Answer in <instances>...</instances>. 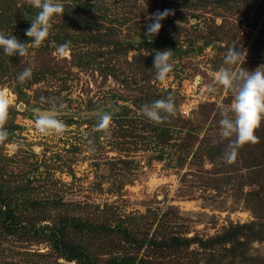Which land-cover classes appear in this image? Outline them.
<instances>
[{
	"label": "rangeland",
	"instance_id": "374dc122",
	"mask_svg": "<svg viewBox=\"0 0 264 264\" xmlns=\"http://www.w3.org/2000/svg\"><path fill=\"white\" fill-rule=\"evenodd\" d=\"M90 2L100 5L98 17L105 15L99 30L111 27L107 39L117 38L123 46L99 47L81 33L84 21L77 15L93 20L85 11ZM62 3L64 16L53 18L51 34L39 48H29L24 57L8 56L0 48V87L15 98L5 124L9 135L0 142V183L10 187L8 201L15 211L37 225L64 215L111 228L119 223L138 240L210 239L249 225L238 231L239 239H252L235 249L229 242L207 247L195 242L160 250L148 242L130 245L117 231H77L69 225L64 231L68 241L82 245L100 264L129 254L151 264H264V238L251 232L264 235V121L255 132L258 142L239 148L232 163L220 158L230 141L220 137L219 105H229L233 94L215 81L234 44L247 52L243 67L264 64V0ZM166 9L174 15L161 21L160 32L149 42V14ZM33 15L28 0H0V31L30 42L25 31ZM67 35L78 41L61 54L58 40L69 42ZM165 49L173 50L174 68L161 83L153 68L154 50ZM29 67L33 75L21 84L17 77ZM169 96L180 109L181 125L157 124L143 114L145 104ZM42 98L63 104L57 105L68 126L62 135L36 129L37 110L51 108ZM104 115L112 118L107 131L96 127ZM163 124L173 132L160 141ZM246 148L251 150L247 156ZM34 200L40 202L37 210L29 207ZM0 264L77 263L63 258L49 241L7 234L0 224Z\"/></svg>",
	"mask_w": 264,
	"mask_h": 264
},
{
	"label": "clouds",
	"instance_id": "9594fccd",
	"mask_svg": "<svg viewBox=\"0 0 264 264\" xmlns=\"http://www.w3.org/2000/svg\"><path fill=\"white\" fill-rule=\"evenodd\" d=\"M29 4L39 9L37 14L28 18L31 20V26L25 31V35L31 38L30 42L21 41L15 35L6 36L0 31V48L8 56L24 57L28 55L29 48H39L51 34L53 27V18L57 15L64 16L65 6L62 0H28ZM169 15H174V10L166 9L149 14L150 23L147 26L145 35L149 42L156 36L161 28V21ZM181 25V22H177ZM70 49V42L59 45L61 54ZM154 64L156 69V79L163 83L169 78L173 71L174 64L171 63L173 50H154ZM247 58V52L238 51L237 45L228 48L223 62L227 67H221L215 75V81L226 91L233 94L232 102L225 106L219 105L221 119L220 137L229 140L228 149L224 153L227 163L236 160L238 149L247 143H256L259 137L255 132L264 121V64H261L254 70L243 67ZM33 70L31 67L22 71L17 79L22 84L31 79ZM213 89L210 87L209 91ZM44 100V98H42ZM44 102L51 105L46 111L37 110L35 114V127L41 134L55 133L62 135L67 130L66 123L59 118V108L63 104L58 98H47ZM15 105V98L10 90L0 87V142L7 139L9 133L5 129L10 116V109ZM143 114L157 124L167 120L169 117H175L178 109L172 96L166 100L160 99L145 104L142 108ZM112 118L110 115H104L99 118L97 129L107 131L111 125ZM235 137L234 139H232Z\"/></svg>",
	"mask_w": 264,
	"mask_h": 264
},
{
	"label": "trees",
	"instance_id": "16d2710c",
	"mask_svg": "<svg viewBox=\"0 0 264 264\" xmlns=\"http://www.w3.org/2000/svg\"><path fill=\"white\" fill-rule=\"evenodd\" d=\"M97 7L101 9L98 3L90 2L87 9L85 10L87 14L92 15L93 20L83 17V15L80 12H79V15H77L78 16L77 18L80 19L79 21L81 20L84 21L83 29L79 28L81 30V33L85 34L84 36L86 39H88V42L99 43V47L103 45V47L109 48L111 46L109 43H113L114 46H117L118 44H120L121 40L117 38H115V40H113V38L107 39L108 35H110L109 32H111L112 30L111 27H107L109 32H106V30L105 32L102 30H99L100 27L103 26L102 20L105 17V15L98 17L97 13L99 9ZM38 11L39 9L32 7V15L34 13L37 14ZM30 18H32V16ZM56 36L58 37V35ZM70 36L67 35L64 38H67L69 42L71 40L70 45H76L78 41L77 38L70 37ZM73 36L77 37L76 34H74ZM68 37H70V39ZM58 41H61L59 42L60 44L65 43L64 39L63 40L59 39ZM104 43H106V45ZM120 45L123 46L122 43ZM126 51L127 50L125 49V53ZM89 52L90 50L87 49V52L85 53L89 54ZM107 52H109V50ZM177 109H178V112L175 117H169L167 120L163 121L162 123L173 122L175 125L180 124L179 121L181 120V118L179 115L181 114H180L179 107H177ZM163 125H162V128L158 129V134H159L158 138L160 139V141H162V138L164 135L165 136L169 135L170 130L171 132H173L172 128L170 129L169 126L165 124ZM175 125H173L174 129H175ZM217 143L219 142H216L215 144ZM261 146L264 147L263 140H262ZM227 149H228V146L226 148L221 149L220 158L222 157V159H224V153ZM241 150H243L242 147H241ZM262 150L263 152L261 153V155L263 156L264 148ZM248 152L250 154L251 152L250 148H246V152L244 151L243 153L244 155L247 156ZM260 171L262 170L260 169ZM8 191H11L10 187L5 186L0 183V224H1L2 230L5 231L7 234H12L13 236L14 235L17 236L18 234L28 236L29 238L37 236L38 239L49 241L52 245L53 250L59 251V254L63 258H65L67 261H75L77 264H100V263H98V258H96L93 254H90L87 250H85V248L82 245L75 244L66 239V233L64 229L68 225L73 227L77 231H84V230H87L89 232H96V231H104V232L105 231H108V232L115 231L116 232L117 231L120 234H122L123 240L126 243H129L130 245L135 243L137 246L141 247L142 245H144V243L148 242L150 246L155 247L160 250L167 248V247L168 248L169 247L179 248V247H182L183 245H190L195 242H197L200 246H204V247H207L211 245L212 243L229 242V243H232V247L234 246V249H235L236 247L243 245L252 239V238H249L247 234L245 235H247V237L249 238V240L247 239L248 241L239 239L240 235L238 234V231L246 227H249V225H244V224L236 225L234 229H232V231L230 232L228 231L225 234H221V235L215 236L210 239H203L200 236H191V237L171 236L167 239L163 238L159 240L155 238H146V237L141 240H138L134 234H131L129 231L126 230L127 228L122 227V225L119 223L115 224L114 228H111L107 224H103V223L95 224L90 221L82 220L80 217H76V216L70 217L69 215H64L61 218L59 217L56 219H52L51 221L52 224L44 223V224L37 225V222H35L33 219H24L20 213H17L15 211L11 202L8 201L9 199H11L10 197L11 193L9 194ZM21 201L24 207L25 208L27 207V209H29L28 206H26L27 200H21ZM39 205H40V202H38L37 200H34L30 202L29 207L32 208V210H37V206ZM16 231H20V232H18L17 234ZM251 232L254 238H257L260 240L264 238V235L259 234V232H255L253 230H251ZM18 253L22 254L24 252H18ZM36 253H38L37 255H42V256L46 255L41 252H36ZM27 254L30 255L33 253L28 252ZM108 260H109L108 264H121V263L122 264H151L148 259L137 258V256L134 254L123 255V256H111ZM152 264H163V263H152ZM171 264H186V263L182 261H178V262H174Z\"/></svg>",
	"mask_w": 264,
	"mask_h": 264
}]
</instances>
